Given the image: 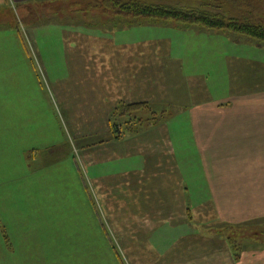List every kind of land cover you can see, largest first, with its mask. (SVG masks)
Segmentation results:
<instances>
[{"label": "rangeland", "instance_id": "1", "mask_svg": "<svg viewBox=\"0 0 264 264\" xmlns=\"http://www.w3.org/2000/svg\"><path fill=\"white\" fill-rule=\"evenodd\" d=\"M103 1L0 4V190L12 186L0 204V264L165 261L152 235L185 209L178 191L154 189L175 186L185 165L167 149L190 145L192 115H214L195 106L217 108L263 74L245 59H264V46L172 18L129 20ZM169 1L264 22V0ZM139 100L145 108L128 115ZM153 169L171 171V184ZM220 235L264 244V225Z\"/></svg>", "mask_w": 264, "mask_h": 264}, {"label": "crops", "instance_id": "2", "mask_svg": "<svg viewBox=\"0 0 264 264\" xmlns=\"http://www.w3.org/2000/svg\"><path fill=\"white\" fill-rule=\"evenodd\" d=\"M28 1L0 0V4ZM245 63L259 64L263 74L255 82H241L226 91L223 95L230 100L217 108L205 102L195 106L213 110L214 115H192L187 137L190 145L187 142L183 148L180 144L176 151L167 149L171 158L174 152L185 163L183 167L175 166V186L168 185L171 171L151 172L153 178L169 186L151 188L178 191L180 205L185 207L184 213L172 217L165 228L159 226L152 235L149 247L161 258L165 256V261L158 264H264V244L254 242L233 248L229 237L220 235L222 229L264 225V59L249 57ZM10 189L12 186L2 188L3 193L0 190V196L4 194L0 204L10 196ZM167 204H171L169 197Z\"/></svg>", "mask_w": 264, "mask_h": 264}, {"label": "trees", "instance_id": "3", "mask_svg": "<svg viewBox=\"0 0 264 264\" xmlns=\"http://www.w3.org/2000/svg\"><path fill=\"white\" fill-rule=\"evenodd\" d=\"M209 1L211 2V0ZM243 1H248L249 5H251L252 3L250 2L256 0ZM210 2H207V4ZM103 6L114 7L116 14L123 15V17L129 18V20H132L131 18H172L178 21L199 24L208 29L225 30L234 36H238V41L244 37L247 40L246 42L256 47L264 46V22L254 20L248 13L236 17L229 15L223 10L213 11L199 5L185 6L178 3L173 4L169 0H160L158 2L149 0H104ZM214 6L216 7V5ZM146 104L147 102L142 100L131 102L125 105L124 111L128 115L137 114L145 108ZM229 240V244L233 248L239 247V245L235 244V246L233 244L232 238H229ZM236 255L238 256V254Z\"/></svg>", "mask_w": 264, "mask_h": 264}]
</instances>
